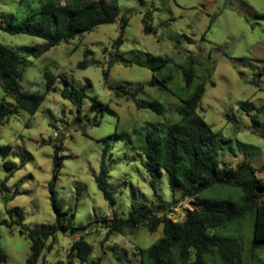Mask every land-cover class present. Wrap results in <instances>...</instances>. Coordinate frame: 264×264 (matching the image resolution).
<instances>
[{"label": "rangeland", "instance_id": "374dc122", "mask_svg": "<svg viewBox=\"0 0 264 264\" xmlns=\"http://www.w3.org/2000/svg\"><path fill=\"white\" fill-rule=\"evenodd\" d=\"M42 1L46 0H0V13L22 19L38 11ZM118 2L120 18L128 17L119 53L131 60L129 64L114 59L120 35L118 21L101 24L70 41L63 40L37 57L34 50L43 39L0 29V44L14 47L27 60L21 81L23 89L46 93L38 111L31 115L16 107L13 96L0 86V100L14 107L10 119L0 126V146H11L7 157L0 153V219L10 222L9 209L13 208L14 217L30 227L54 222L50 184L55 176L54 144L59 141H63L61 154L65 157L54 188L63 207L75 212V226L111 217L114 211L126 217L136 204L180 199L184 188L178 184L173 191L169 174L163 168L154 175L147 171L140 145L144 143L146 130L160 132L180 119L178 108L182 99L199 82L206 85L200 112L218 136L225 139L218 154L221 164L247 160L256 167L263 166L264 18L257 13L264 14V0ZM148 10L153 13L156 28L153 33L144 31L143 18ZM86 51H90L89 63L81 67ZM192 57L196 76L188 90L182 68ZM110 59L113 63L106 77L104 70ZM46 69L60 75L50 91L43 76ZM169 74L172 79H168ZM153 75L157 80L151 85ZM121 83L138 99L161 101L166 108L164 114L138 108L130 93L117 92L116 87ZM73 86L87 89L81 116L77 104L61 94L63 89ZM94 96L108 107L95 105ZM245 100L256 105L250 113L241 108ZM97 119L100 122L95 124ZM108 145L106 162L110 168L109 187L115 197L113 205L104 197L95 178ZM5 159L14 165L6 167ZM258 175L264 180V170ZM242 193L240 187L218 184L201 191L199 196L238 200ZM190 201L181 199L169 216L178 219L176 215L192 207ZM217 232L243 237V264H260V259L264 260V248L251 250L252 214L241 225L233 224ZM107 233V228L96 225L77 234L58 231L56 239H51L53 248L45 249L37 264H90L98 258L102 264H139V249L151 246L162 237L163 225L154 232L145 226L113 232L106 239ZM81 236L94 246L93 252L87 261L73 257L70 262L72 242ZM0 246L7 255V261L0 264H26L31 253V240L21 234L17 224L1 225ZM205 260L206 264H223L212 253L206 254Z\"/></svg>", "mask_w": 264, "mask_h": 264}, {"label": "trees", "instance_id": "16d2710c", "mask_svg": "<svg viewBox=\"0 0 264 264\" xmlns=\"http://www.w3.org/2000/svg\"><path fill=\"white\" fill-rule=\"evenodd\" d=\"M120 13L121 6L118 0H67L65 4H62L61 0H46L42 1L38 11L28 13L22 19H18L14 14L0 13V29L10 33H27L43 39V43L34 50V56L37 57L63 40L70 41L95 30L101 24L118 21L120 35L115 46L117 50L114 59L129 64L131 60L119 53L128 23V17L123 15L120 18ZM257 16L264 18V14L257 13ZM143 24L146 33L156 32L151 10L146 12ZM189 40L193 41L192 38ZM85 54L86 58L79 64L81 67H86L89 63L90 51H86ZM93 62L97 61L93 60ZM112 63L113 59H110L108 68L104 70L106 77ZM27 65V60L14 47L0 44V86L7 94L13 96L16 107L34 115L43 103L46 93L28 92L23 89L21 81ZM151 68L156 69L154 66ZM182 72L185 87L190 90L196 76L193 57L191 62L182 68ZM43 76L47 91L54 89L60 75L46 69ZM168 79H172V74L168 75ZM156 80L157 77L153 75L149 84L154 85ZM116 88L119 94L130 93L138 108H150L159 114H164L166 110L165 105L157 99L136 98L134 92L122 83ZM205 91L204 82L196 84L192 92L182 99V104L178 108L180 119L160 132L155 129L146 130L144 143L140 145L145 155L144 165L147 171L154 175L163 168L169 174V183L173 191L178 184L184 188L180 199L174 197L171 202L136 204L132 206L126 217L114 211L111 217L75 226L73 225L75 212L72 208L63 207L54 188L57 172L65 157L61 154L63 141L56 142L54 144L55 176L50 184L55 211L54 222L30 227L20 218L14 217L13 208L9 209L10 222L0 219V227L2 224L9 227L17 224L21 234L31 240V253L26 264H37L43 251L53 248L54 241L51 242V239H56L58 231L77 234L79 230L93 225L108 229L106 239L113 232L123 233L139 226H145L149 232H154L163 225L162 237L151 246L139 249L141 254L139 264H206L205 255L208 253L218 256L223 264H243L245 248L243 237L234 234L221 235L217 231L228 229L233 224L241 225L248 214L253 216L251 250L264 248V180L258 175L259 171L264 170V164L256 167L247 160L236 164L227 162L221 164L218 154L223 148L225 139L218 136L200 112ZM61 94L77 104L81 116L82 100L87 95L86 87L65 88ZM93 99L95 105L100 104L101 108L108 107V104L102 103L97 96ZM241 108L250 113L256 105L251 100H245L241 103ZM260 111L261 109L258 108V112ZM13 112V106L0 100V126L10 119ZM252 117L255 120L256 115ZM99 122L100 120L97 119L95 124ZM109 147L110 145L105 148L100 171L95 178L104 197L113 205L115 197L109 187L110 168L106 162ZM10 151V145L0 146V153L4 157H7ZM13 165L11 161L5 159L6 167ZM11 175L12 173L8 174L5 181H8ZM218 184L240 187L243 193L238 200L199 196L201 191ZM181 199H190L193 204L192 207L185 208L183 219L174 220L169 216V212ZM93 249L94 246L83 236L75 239L69 253L70 262L73 257H78L83 262L87 261ZM6 261L7 255L0 246V262ZM90 264H102V259L93 260ZM260 264H264V260L260 259Z\"/></svg>", "mask_w": 264, "mask_h": 264}, {"label": "built area", "instance_id": "2783aa9c", "mask_svg": "<svg viewBox=\"0 0 264 264\" xmlns=\"http://www.w3.org/2000/svg\"><path fill=\"white\" fill-rule=\"evenodd\" d=\"M176 210H178V208H176ZM184 212V211H183ZM179 217L178 219L177 218H175V216L173 217V216H170V217H172L174 220H181V219H183L184 218V213H182L181 215H176V217Z\"/></svg>", "mask_w": 264, "mask_h": 264}, {"label": "water", "instance_id": "95a60500", "mask_svg": "<svg viewBox=\"0 0 264 264\" xmlns=\"http://www.w3.org/2000/svg\"><path fill=\"white\" fill-rule=\"evenodd\" d=\"M190 204H193L192 200L190 201Z\"/></svg>", "mask_w": 264, "mask_h": 264}]
</instances>
